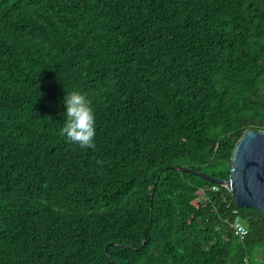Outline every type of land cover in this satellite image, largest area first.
Masks as SVG:
<instances>
[{
	"label": "trees",
	"instance_id": "obj_1",
	"mask_svg": "<svg viewBox=\"0 0 264 264\" xmlns=\"http://www.w3.org/2000/svg\"><path fill=\"white\" fill-rule=\"evenodd\" d=\"M74 89L93 148L59 133ZM248 129L264 0H0V264H264V212L177 169L229 180Z\"/></svg>",
	"mask_w": 264,
	"mask_h": 264
},
{
	"label": "water",
	"instance_id": "obj_2",
	"mask_svg": "<svg viewBox=\"0 0 264 264\" xmlns=\"http://www.w3.org/2000/svg\"><path fill=\"white\" fill-rule=\"evenodd\" d=\"M226 187L238 208L264 212V131L248 129L238 140L231 159L229 180L187 167L177 168Z\"/></svg>",
	"mask_w": 264,
	"mask_h": 264
},
{
	"label": "clouds",
	"instance_id": "obj_3",
	"mask_svg": "<svg viewBox=\"0 0 264 264\" xmlns=\"http://www.w3.org/2000/svg\"><path fill=\"white\" fill-rule=\"evenodd\" d=\"M66 111L59 133L69 143L81 148H93L96 137L95 109L87 93L74 89L66 91L63 99Z\"/></svg>",
	"mask_w": 264,
	"mask_h": 264
},
{
	"label": "built area",
	"instance_id": "obj_4",
	"mask_svg": "<svg viewBox=\"0 0 264 264\" xmlns=\"http://www.w3.org/2000/svg\"><path fill=\"white\" fill-rule=\"evenodd\" d=\"M234 215L236 216V218L233 222V227L235 229L236 235L244 238L249 234V229L243 222L242 218L239 216L238 210L234 211Z\"/></svg>",
	"mask_w": 264,
	"mask_h": 264
}]
</instances>
